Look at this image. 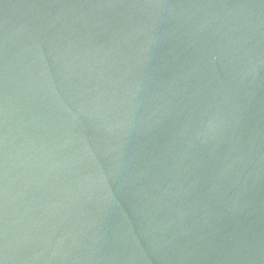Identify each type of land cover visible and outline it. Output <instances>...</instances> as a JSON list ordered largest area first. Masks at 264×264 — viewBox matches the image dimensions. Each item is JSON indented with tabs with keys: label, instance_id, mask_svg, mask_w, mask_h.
<instances>
[{
	"label": "water",
	"instance_id": "1",
	"mask_svg": "<svg viewBox=\"0 0 264 264\" xmlns=\"http://www.w3.org/2000/svg\"><path fill=\"white\" fill-rule=\"evenodd\" d=\"M0 264H264V0H0Z\"/></svg>",
	"mask_w": 264,
	"mask_h": 264
}]
</instances>
